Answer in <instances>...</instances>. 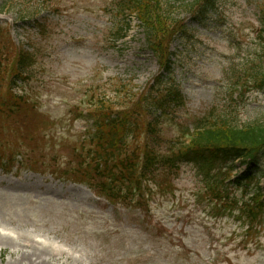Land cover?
Listing matches in <instances>:
<instances>
[{
  "label": "rangeland",
  "instance_id": "rangeland-1",
  "mask_svg": "<svg viewBox=\"0 0 264 264\" xmlns=\"http://www.w3.org/2000/svg\"><path fill=\"white\" fill-rule=\"evenodd\" d=\"M29 1L38 4L42 24L29 17ZM111 1L0 0V26L16 46L35 51L30 79L20 88L48 118L54 148L46 164L64 166L69 159L66 144L87 127L75 117L90 92L117 96L122 82L141 92L161 73L136 19L125 39L108 38ZM192 1L168 0L173 18L187 28L170 45L173 78L186 101L183 120L211 110L233 113L238 125L264 124V89L237 98L230 93L250 67L264 70L256 41L264 0H212L214 7L200 19L184 9ZM161 185L147 209L129 212L84 185L32 172L18 157L10 172L0 170V240L11 242L0 245V264H264V215L253 225L238 221L234 211L210 201L191 163L180 167L171 185ZM241 193L235 192L245 198Z\"/></svg>",
  "mask_w": 264,
  "mask_h": 264
},
{
  "label": "trees",
  "instance_id": "trees-1",
  "mask_svg": "<svg viewBox=\"0 0 264 264\" xmlns=\"http://www.w3.org/2000/svg\"><path fill=\"white\" fill-rule=\"evenodd\" d=\"M214 7L209 0H194L184 9L196 17ZM36 12V7H30ZM107 13L118 17L116 38H123L121 20L135 16L162 73L147 88L133 92L132 87L116 86L117 96H98L88 104L94 131L75 145L64 169L56 167L58 177L85 184L96 196L127 210H145L154 187L161 181L171 184L183 163L195 166L210 198L236 210L237 218L249 225L264 214V195L257 185L264 164V124L255 121L237 125L231 115L210 111L191 123L182 119L185 99L172 78L174 61L169 52L172 38L185 31L172 18V7L164 0H117ZM257 41L264 49V29ZM32 51L16 48L8 32L0 28V169L9 172L17 156L40 170L36 158H45L52 141L47 121L27 97L17 94L18 82L28 78L34 64ZM249 86L264 88V71L251 73ZM115 91V92H116ZM174 127L172 136L166 132ZM169 128V129H168ZM235 161L250 168L232 178ZM40 166V167H38ZM47 169H43L45 172ZM170 186V185H168ZM253 188L247 193V188ZM233 190H232V189ZM237 188L247 198L234 196ZM233 211V210H232ZM250 228L252 226H249Z\"/></svg>",
  "mask_w": 264,
  "mask_h": 264
},
{
  "label": "bare ground",
  "instance_id": "bare-ground-1",
  "mask_svg": "<svg viewBox=\"0 0 264 264\" xmlns=\"http://www.w3.org/2000/svg\"><path fill=\"white\" fill-rule=\"evenodd\" d=\"M10 243H11V242H10L8 239H1V240H0V245H1L2 247L9 246ZM39 254L43 255V252H40ZM38 264H44V262H43V261H39Z\"/></svg>",
  "mask_w": 264,
  "mask_h": 264
}]
</instances>
